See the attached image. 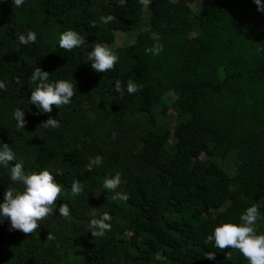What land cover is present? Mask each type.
<instances>
[{
    "label": "trees",
    "instance_id": "obj_1",
    "mask_svg": "<svg viewBox=\"0 0 264 264\" xmlns=\"http://www.w3.org/2000/svg\"><path fill=\"white\" fill-rule=\"evenodd\" d=\"M107 15L115 19L101 23ZM29 29L36 42L18 44ZM67 29L88 46L59 48ZM151 33L163 45L156 56L145 53L155 43ZM96 43L118 56L112 70L97 73L88 64ZM37 66L75 84L69 105L52 106L58 128H42L48 116L34 115L29 104ZM129 79L137 93L114 91L117 80ZM0 81V142L26 170L47 168L62 185L54 213L35 233L0 222V264H248L238 250L205 240L252 205L259 209L254 227L264 234V13L253 0H25L20 8L4 0ZM17 107L24 129L12 119ZM232 154L229 174L221 162ZM96 155L100 166L89 163ZM117 173L126 201L102 187ZM76 181L83 192L73 197ZM11 183L0 168V199ZM94 212L111 215L103 237L89 232Z\"/></svg>",
    "mask_w": 264,
    "mask_h": 264
},
{
    "label": "clouds",
    "instance_id": "obj_2",
    "mask_svg": "<svg viewBox=\"0 0 264 264\" xmlns=\"http://www.w3.org/2000/svg\"><path fill=\"white\" fill-rule=\"evenodd\" d=\"M4 0H0V3ZM149 3L150 0H144ZM11 3L20 8L25 0H11ZM257 11L264 13V3L262 0H253ZM115 19L112 15L101 16L100 21L108 24ZM20 45L34 44L37 34L32 30H26L17 36ZM151 39L155 42L152 47L146 48L145 53L153 56L159 55L163 51V45L159 43L160 37L156 33H151ZM88 42L85 37L73 29H67L59 33L58 47L66 51L74 48L87 47ZM88 64L97 73H105L114 68L118 61L116 53L104 43H96L91 46L87 55ZM34 87L31 88L28 98L29 104L34 106V115H47L48 118L40 125L44 129L58 128L59 121L49 115L62 106L69 105L77 90L73 80L50 79V74L35 67L30 77ZM5 89V82L0 81V91ZM137 93L140 90L132 79L127 80L126 85H122L120 80L115 82L114 91L123 95ZM12 119L17 129H24L27 120L25 111L17 107L12 112ZM92 166H100L103 157L96 155L89 158ZM0 168L8 171L9 179L12 182L2 193L0 199V222L5 219L9 222L10 230H18L25 234H33L40 227V221L52 215L56 209L55 202L62 195V185L58 183L51 172L47 169L38 171L26 170L24 161L19 160L16 153L9 144L0 142ZM18 185V187L13 186ZM121 185L119 173L113 176H105L102 187L105 190L114 192L113 199L126 201L128 196L125 193L116 191ZM83 188L79 181L71 184V194L73 197L80 195ZM60 216L67 218L70 209L67 203H61L58 207ZM259 209L256 205L247 207L240 215L239 222L223 221L217 223L211 234L207 235L205 243L211 244L213 248L235 249L247 260L248 264H264V234H257L254 225L258 222ZM111 215L108 212H94L88 222V229L94 238L103 237L111 229ZM51 235L47 239H52ZM206 258L215 260L214 252H209Z\"/></svg>",
    "mask_w": 264,
    "mask_h": 264
},
{
    "label": "rangeland",
    "instance_id": "obj_3",
    "mask_svg": "<svg viewBox=\"0 0 264 264\" xmlns=\"http://www.w3.org/2000/svg\"><path fill=\"white\" fill-rule=\"evenodd\" d=\"M199 8V4H195L192 5V9L193 11H197ZM124 41L121 39L116 43L117 45H120L121 43H123ZM206 156H202V159H206ZM223 164V168H225V170L229 173V174H233L236 168L235 165V156L234 154L230 155V157H228L225 161L221 162Z\"/></svg>",
    "mask_w": 264,
    "mask_h": 264
}]
</instances>
